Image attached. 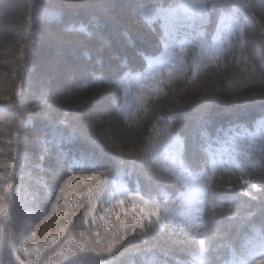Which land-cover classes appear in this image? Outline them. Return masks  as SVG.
Masks as SVG:
<instances>
[{
  "label": "clouds",
  "instance_id": "9594fccd",
  "mask_svg": "<svg viewBox=\"0 0 264 264\" xmlns=\"http://www.w3.org/2000/svg\"><path fill=\"white\" fill-rule=\"evenodd\" d=\"M73 6L26 0L18 38L0 36V50L22 52L19 90L0 102V264H264V114L252 130L212 118L217 106L264 96V19L253 0H168L158 53L121 27V47L142 67L103 55L114 10L143 25L142 0H79L82 14ZM37 25L55 41L54 63L73 68L34 90ZM105 93L101 117L88 105ZM89 136L115 169L72 150ZM69 181L79 196L57 222Z\"/></svg>",
  "mask_w": 264,
  "mask_h": 264
},
{
  "label": "trees",
  "instance_id": "16d2710c",
  "mask_svg": "<svg viewBox=\"0 0 264 264\" xmlns=\"http://www.w3.org/2000/svg\"><path fill=\"white\" fill-rule=\"evenodd\" d=\"M4 1V0H3ZM0 0V36H4L9 40H15L18 38L19 33L17 29L19 23L26 18L25 17V2L26 0H9V4H5ZM3 2V4H1ZM65 3H70L75 6L69 8V12H80L81 14L85 9L78 6L79 0H64ZM92 3H95L96 0H91ZM143 10L146 13L144 16L143 25H147L151 28L156 29V33L147 32L143 25L135 22L134 18L129 15L126 9L122 6L117 7L113 12V20L111 25V40L112 47L106 49L103 55L107 58L112 54H119L121 56L127 55L130 59H133L137 63L138 67L143 65L135 59L134 53L130 50L124 49L120 44V37L118 35L119 29L121 27L129 28L139 39L140 47L145 48L152 53H158L161 49L158 37L160 34H165V29L167 26L166 19L161 12L162 7H166L168 0H142ZM255 6V12L258 16L257 18L264 19V0H253ZM225 8H228L229 5H225ZM217 24V15L213 14L210 20L209 32L214 31ZM250 29L256 27L255 23L250 19L247 21ZM41 33V44L37 49L36 54V65L34 71L30 72V88L38 90L42 80L37 81L40 65L45 64L52 56L54 55V45L55 41L49 40L46 36V32L43 26L37 25ZM20 47H23V42H21ZM93 47H99V42H96ZM22 58V52L18 49L16 50H0V102L8 100L12 95L15 94V91L19 90L21 81L19 80V71L20 65L18 61ZM38 68H40L38 70ZM54 70L57 72H67L71 71L73 68L72 64H65L63 66H54ZM66 70V71H63ZM147 93H145L146 95ZM107 93L99 95L95 100L88 105V110L96 112L99 116L103 117L106 113L105 110L96 109L97 105L107 102ZM196 113L190 110V115H195ZM264 114V96L249 97L247 99H242L237 102H230L227 105H220L215 107L212 110V118L216 126L228 127L234 123H240L246 125L250 130L253 129L254 122ZM97 133L101 136H104L107 129L103 126L102 122L100 126L94 125ZM7 137L0 138V140H6ZM92 141H95L93 143ZM107 143L113 144V139H107ZM5 147L3 144H0V148ZM26 148H31V142L25 144ZM72 150L79 152L84 150L85 152L95 153L97 157L102 158V163L106 164V167L116 168V157L115 155L107 149L101 147V142L93 137L89 136L87 142L83 144H75L71 146ZM6 151V149H0ZM104 167V166H102ZM115 176V172L113 173ZM100 183V182H98ZM73 182L69 181L64 196L68 199V208H60L59 214L53 213L56 215L57 222L63 217L64 212L69 211L71 208V196H79V194L73 190ZM95 188V186H94ZM65 203V200H61V205ZM59 207V206H58ZM118 260L123 259V250L121 254L117 256Z\"/></svg>",
  "mask_w": 264,
  "mask_h": 264
},
{
  "label": "rangeland",
  "instance_id": "374dc122",
  "mask_svg": "<svg viewBox=\"0 0 264 264\" xmlns=\"http://www.w3.org/2000/svg\"><path fill=\"white\" fill-rule=\"evenodd\" d=\"M3 1V0H2ZM5 4H9L8 2H9V0H4L3 1ZM3 2L1 3V4H3ZM0 26H1V24H0ZM56 64L54 63V55L52 56V58H50L47 62H45V64H43V65H40V67L42 68V69H40V68H38V70L40 69V71H39V73H38V78H37V81H39V80H42V78L44 77V76H48V75H53V74H56V71L54 70L55 68H54V66H55ZM63 71H66V70H63ZM57 73H59L60 74V79H61V81L63 80V78H64V73L65 72H62V73H60V72H57ZM39 79V80H38ZM105 104L104 103H100V104H98L97 105V107H96V109H99V110H105Z\"/></svg>",
  "mask_w": 264,
  "mask_h": 264
},
{
  "label": "bare ground",
  "instance_id": "6f19581e",
  "mask_svg": "<svg viewBox=\"0 0 264 264\" xmlns=\"http://www.w3.org/2000/svg\"><path fill=\"white\" fill-rule=\"evenodd\" d=\"M102 166L106 167V164L102 163Z\"/></svg>",
  "mask_w": 264,
  "mask_h": 264
},
{
  "label": "snow or ice",
  "instance_id": "6c2138e0",
  "mask_svg": "<svg viewBox=\"0 0 264 264\" xmlns=\"http://www.w3.org/2000/svg\"><path fill=\"white\" fill-rule=\"evenodd\" d=\"M229 24H230V22H229Z\"/></svg>",
  "mask_w": 264,
  "mask_h": 264
}]
</instances>
